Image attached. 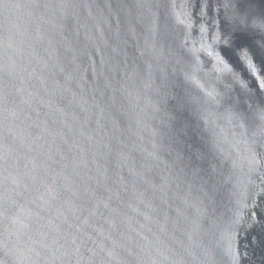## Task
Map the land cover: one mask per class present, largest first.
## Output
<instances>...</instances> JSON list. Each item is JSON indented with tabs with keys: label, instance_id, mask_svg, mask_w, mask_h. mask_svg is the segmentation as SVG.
Here are the masks:
<instances>
[{
	"label": "water",
	"instance_id": "obj_1",
	"mask_svg": "<svg viewBox=\"0 0 264 264\" xmlns=\"http://www.w3.org/2000/svg\"><path fill=\"white\" fill-rule=\"evenodd\" d=\"M0 264H264V0H0Z\"/></svg>",
	"mask_w": 264,
	"mask_h": 264
}]
</instances>
